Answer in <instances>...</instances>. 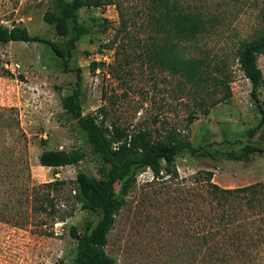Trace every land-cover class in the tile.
Returning a JSON list of instances; mask_svg holds the SVG:
<instances>
[{"label": "rangeland", "instance_id": "rangeland-1", "mask_svg": "<svg viewBox=\"0 0 264 264\" xmlns=\"http://www.w3.org/2000/svg\"><path fill=\"white\" fill-rule=\"evenodd\" d=\"M48 1L0 0V24H21L30 34L68 48V39L74 35L71 22H68L67 34L62 36L55 33L52 24L41 19L43 11L50 9ZM170 1L177 2L185 11L203 14L228 11L216 34L185 43L192 56L210 51L216 60L223 59L229 75V96L211 106L205 115L196 111L197 118L190 123H186L185 116L194 109V99L208 102L213 100V93H199L198 89L187 93V85L180 79L171 77L165 70H149L139 57L131 56L138 52L134 41L148 40L151 34L144 28L145 15L150 10L147 0H102L103 4L98 7L81 6L75 10L82 33L74 47L65 53V64L42 42L0 43V110L14 108L3 113L17 121L18 129L26 137L28 182L37 185L65 180L61 188L39 189L54 199L55 209L65 214L63 219H49L43 225L37 220L14 225L0 219V264H54L58 259L72 264L75 241L68 233L69 226L80 229L84 219L93 223L98 219L97 213L80 209L79 203L74 202L71 180L77 171L101 177L104 168L109 167L107 163L98 155H87L76 165L55 168L41 166L37 160L43 149H88L75 119L60 106V97L75 87L76 74L82 114L101 106L106 124L112 122L127 131L145 129L152 139L165 140L173 135L188 141L193 148L198 147L194 152L183 149L175 154L173 165L177 177L164 174L155 179L148 168L136 172L104 246L106 255L113 258L115 264H203L198 262L202 252L193 256L194 247L199 249L196 240L188 236L197 230L188 218V208L205 209L199 197L191 200L192 192L203 195L200 185H192L191 176L195 172L210 171L211 182L220 187L264 183L263 154H252L247 161H241L212 158L203 153L204 150L237 148L238 143L230 144L225 140L253 128L258 121L259 114L249 96V82L238 68L235 53L239 39L248 38L257 24V6H252L249 0L243 3ZM120 19L125 22L126 30L116 37ZM91 61L99 62L93 70L89 69ZM257 65L263 76L258 98L264 106V52L258 55ZM245 141L264 148V129L257 130ZM26 183L18 178L12 185L22 188ZM5 186V189L10 188L7 182ZM16 192L14 189L7 196L8 192L2 194L0 187V204L7 197L11 201L23 197ZM25 209V205L20 204L18 211L4 210L0 218L16 215L18 219ZM33 216L41 217L42 213L35 210Z\"/></svg>", "mask_w": 264, "mask_h": 264}, {"label": "trees", "instance_id": "trees-1", "mask_svg": "<svg viewBox=\"0 0 264 264\" xmlns=\"http://www.w3.org/2000/svg\"><path fill=\"white\" fill-rule=\"evenodd\" d=\"M249 1L252 2V6H257V24L252 28L248 38L239 39L235 53L238 68L249 82V96L259 118L253 128L232 134L225 140L230 144L238 143L237 148L204 150L203 153L212 158L247 161L252 154L264 155L262 146L245 141L257 130L264 129V106L258 98L263 76L257 65L258 55L264 52V0ZM147 2L150 10L145 15L144 28L151 34L148 40L134 41L138 52L131 56L139 57L141 63L149 70L154 68L165 70L171 77L180 79L183 85H187V93L188 91L194 93L196 89L199 93L207 91L209 95L213 93L211 96L213 100L208 102L202 98L194 99L192 103L194 109L185 116L186 123H190L197 118L196 111L205 115L211 106L229 96V75L225 71L223 59L216 60L210 51L192 56L185 43L196 42L203 36L216 34L218 25L226 19L225 14L228 11L220 14H203L185 11L177 2L170 0ZM48 3L50 9L43 11L41 19L47 24H52L56 34L66 35L69 29L68 22H71L74 35L68 39V48L36 34H30L26 27L16 23L10 26L0 24V43L42 42L47 44L65 64V53L74 47V42L82 33L75 10L81 6L98 7L103 2L49 0ZM125 30V22L120 19L115 29L116 37L119 32L123 34ZM98 63L91 61L89 69L93 70ZM3 72L8 74L6 69ZM60 106L69 117L75 119L76 127L84 134L88 149L87 151L77 147L43 149L37 156L38 164L53 168L76 165L87 155H98L102 162L109 166L104 168L101 177L77 171L71 180L74 202L79 203L80 209L98 214V219L94 223L92 220L84 219L80 229L75 225L69 226L68 233L75 241L71 263L115 264L114 259L106 255L104 246L114 217L123 205L124 195L135 181L136 172L148 168L155 179L162 178L164 174L177 177L173 165L175 154L183 149L194 152L198 147L193 148L188 141L173 135L165 140L152 139L145 129L127 131L112 122L106 124L101 106L82 114L77 74L75 87L70 93L60 97ZM13 109L6 107L0 110V129L3 131V136L0 137V187L2 194L7 191L9 196L17 189L16 193L23 197L13 201L8 197L2 200L0 213L7 209L18 211L20 204L25 205L26 209L18 219L16 215L2 216L0 219L14 225H24L35 220L39 225H43L49 219H63L65 214L55 209L54 199L44 195L39 189L48 186L61 188L65 180L55 179L37 185L29 184L26 137L18 129L17 121L3 113ZM211 174L210 171L203 170L191 176L192 185H200L203 189V195L192 192L191 200L199 197L205 207L204 210L196 206L188 208L190 211L188 218L194 229H197L188 235L196 240L195 244L199 248L194 247V258L197 252H202L198 262L203 264H264V183L256 181L238 187H220L211 182ZM18 178L27 182L22 188L12 185ZM6 182L10 185L8 189H5ZM35 210L41 212L42 216L34 218ZM54 264L65 262L58 259Z\"/></svg>", "mask_w": 264, "mask_h": 264}]
</instances>
